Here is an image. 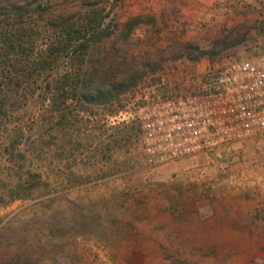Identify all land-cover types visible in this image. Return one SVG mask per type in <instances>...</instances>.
<instances>
[{"label":"rangeland","instance_id":"rangeland-1","mask_svg":"<svg viewBox=\"0 0 264 264\" xmlns=\"http://www.w3.org/2000/svg\"><path fill=\"white\" fill-rule=\"evenodd\" d=\"M49 3L56 11H73L77 25L81 8L101 10L105 49L93 50V56L101 54L139 78L109 104L81 103L70 91H48L47 72L14 93L17 100L0 126V264L18 257L32 264H128L132 253L155 250L152 236H162L161 250L172 264H226L231 252L245 246L229 240L240 241L235 235L246 231L221 225L217 238L212 236L217 230L205 226L198 237L200 213L184 210L204 203H248L235 174L244 161L264 160V135L219 154L151 167L140 121L119 112L154 97L190 95L207 67L225 53L256 60L264 49L227 51L233 41L237 46L243 41L239 33L203 36L200 0ZM136 18L144 22L125 37V24ZM39 31L34 51L44 50L49 39L44 26ZM54 71L58 80L73 77L74 65L62 57ZM172 220L173 229L167 224ZM166 235L172 242L165 243ZM215 239L220 242H210ZM250 245L264 252V245ZM136 257L137 264L144 262Z\"/></svg>","mask_w":264,"mask_h":264},{"label":"trees","instance_id":"trees-1","mask_svg":"<svg viewBox=\"0 0 264 264\" xmlns=\"http://www.w3.org/2000/svg\"><path fill=\"white\" fill-rule=\"evenodd\" d=\"M49 2L0 0V126L13 107L11 101L17 100L14 93L23 91L32 81L38 82L37 76L44 72L49 74L45 81L48 91H70L87 104H109L139 78L138 73L130 76L131 70L123 66L125 71L120 72L121 64L108 63L101 54L93 56V50L101 53L105 49L101 10L94 5L81 8L77 12L83 11V17L77 25L73 11H56ZM143 22V18L128 21L124 36ZM41 26L50 34L48 43L44 50L34 51ZM62 57L74 65V74L58 80L54 67ZM2 264L32 263L18 257Z\"/></svg>","mask_w":264,"mask_h":264},{"label":"built area","instance_id":"built-area-1","mask_svg":"<svg viewBox=\"0 0 264 264\" xmlns=\"http://www.w3.org/2000/svg\"><path fill=\"white\" fill-rule=\"evenodd\" d=\"M138 119L146 163L158 166L221 153L264 135V56L225 53L190 95L154 97L119 116Z\"/></svg>","mask_w":264,"mask_h":264},{"label":"crops","instance_id":"crops-1","mask_svg":"<svg viewBox=\"0 0 264 264\" xmlns=\"http://www.w3.org/2000/svg\"><path fill=\"white\" fill-rule=\"evenodd\" d=\"M200 2L203 15V23L201 24L203 26V36L227 33L230 37H236L239 33L243 41L238 46L233 41L232 45L234 47L231 46L227 51L237 47L264 49V0H200ZM205 59L203 58L202 61H205ZM254 152L258 151L254 150ZM253 160L251 162H242L240 164L243 167L242 171L235 174V178L240 176L238 183L244 186L245 189L242 190V194L249 201L248 203L237 206L204 203L192 210L188 209L186 205L184 210L186 215L194 211L200 213V217L196 221L198 224V237H202L205 234V226L206 228L217 230L216 233L213 232L212 234L213 237L217 238H220L221 235L219 230L221 225L230 229L239 228L246 231L235 235L237 238L241 237L240 241L229 240L228 243L238 242L245 246L238 248L237 252H231L226 257V264H264V252L258 251L260 247L254 248L250 245H264V171L262 173L260 165L264 164V160L261 159L259 163L256 161L257 164ZM250 164H253L251 168ZM259 166L261 171L257 173L256 169ZM238 194L240 195V193ZM235 212L239 213L236 214ZM208 218L209 220H206ZM167 224L171 229L177 226L173 220L168 221ZM184 228L187 229L189 227ZM231 237L233 238V235ZM212 241L213 243L220 242L217 239L210 240V242ZM166 242H172L168 240V235L165 236ZM149 243L156 245L155 250L151 251L149 255L132 253L128 264H137V262L133 261L134 258L137 259L136 256H142V260L144 259V262L142 261L140 264H172V258H169L161 250L160 245L164 243L162 236H152L149 239ZM220 254L222 253L220 252ZM220 254L218 253L217 256H222Z\"/></svg>","mask_w":264,"mask_h":264}]
</instances>
